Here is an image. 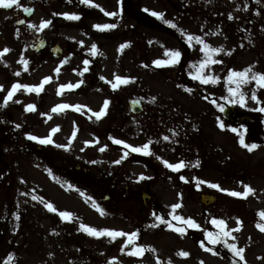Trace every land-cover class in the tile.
Instances as JSON below:
<instances>
[{
    "label": "rangeland",
    "instance_id": "374dc122",
    "mask_svg": "<svg viewBox=\"0 0 264 264\" xmlns=\"http://www.w3.org/2000/svg\"><path fill=\"white\" fill-rule=\"evenodd\" d=\"M18 4L9 10L0 7V52L10 49L0 58L4 86L0 90V264H6L10 255V264H157V258L161 264L169 260L172 264H264V231L256 226V214L264 212V143L248 137L245 127L247 122L262 127L264 112L259 109L264 107V88L255 82L243 85L244 106L223 99L229 97L228 88L235 87L226 81L230 69L254 65V71L264 72V0H93L104 11L81 0H18ZM24 8L34 9L30 17L23 14ZM153 12H162L163 19ZM63 13H75L80 19H67ZM22 19L24 23L18 25ZM44 20L51 24L41 28ZM98 24L116 27L100 30L94 27ZM187 35L201 36L224 49L214 56L222 63L205 69V74L220 78L217 83L192 79L193 65L204 53L201 45L189 43ZM40 38L48 45L35 52L31 45ZM56 43L63 49L61 58L52 54ZM169 49L179 50V62L155 64L169 58L165 55ZM21 58L28 61L27 68ZM116 75L130 82L114 90ZM45 77L51 80L39 93L21 88L5 105L13 84L38 87ZM69 84L79 86L61 88ZM253 89L259 103L251 99ZM133 98L142 102L140 113L129 108ZM105 100L109 106L97 119L94 113ZM57 105L72 107L52 111ZM217 105L223 109L232 105L234 119ZM53 128L58 130L53 133ZM241 134L245 143L259 147L250 152L241 146ZM29 135L51 136L53 142L41 144ZM110 137L134 147L152 140L155 155L132 152ZM157 156L173 164L183 160L186 166L173 171ZM197 180L220 188L209 183L197 187ZM245 184L254 194L235 197L220 190L244 192ZM143 192L150 195L147 202ZM117 193L134 202L137 211L108 209ZM34 195L42 200H33ZM201 195L215 200L205 204ZM49 202L57 212L45 207ZM176 203L182 207L175 214L191 217L199 228L172 220L169 213ZM59 211L73 217L62 220ZM153 213L185 227V233L169 229ZM236 218L242 223L238 225ZM213 219L224 220L227 230H232L235 240L225 239L244 249V260L223 241L207 240L205 231H220ZM82 223L138 232V236L133 243L127 236H91L81 229ZM201 241L216 254L202 248ZM134 246L145 248L142 256L128 254ZM181 251L189 256L179 255Z\"/></svg>",
    "mask_w": 264,
    "mask_h": 264
},
{
    "label": "snow or ice",
    "instance_id": "6c2138e0",
    "mask_svg": "<svg viewBox=\"0 0 264 264\" xmlns=\"http://www.w3.org/2000/svg\"><path fill=\"white\" fill-rule=\"evenodd\" d=\"M82 3L88 4L89 6H95L97 8H100L101 11H104L103 8H101V6L99 4H93V0H81ZM14 5L19 6L18 4V0H0V7L3 8H12ZM25 12L29 11V9L24 8L23 9ZM147 10V9H146ZM106 15L109 16H115L117 15V13L115 12H105ZM63 15L70 20H78L80 19V16L75 14V13H63ZM152 15L157 16L158 18L163 19L164 14L162 12H153ZM232 15L229 14V19H232ZM166 23L170 24L172 27H176L175 24H172L171 21H165ZM19 23H24V21H19ZM51 24L50 20H44L42 22V24L40 25L41 28H45L47 26H49ZM30 27H36L35 25H30ZM94 27H96L97 29L100 30H104V29H110V28H114L116 27L115 24H104V25H95ZM184 30H181V32L183 33ZM186 39L189 41V43H191L192 41H195L197 44L201 45L202 47L200 48V51L204 53V58L202 60H200L197 64H194L193 67L196 69V71L194 73H192V79L194 80H198L200 81L202 84H209V83H217L219 81V77L214 76V75H210V74H205V69L208 68L210 65L216 64L218 62L222 63V61H217L216 59H214V56L221 52L224 51V49L222 47H213L211 44L206 43L205 40L203 39V37L201 36H195V35H187ZM127 45H121V48L126 47ZM10 51V49L5 48L3 50V52H0V58H2L3 54ZM97 51L96 49V45L93 44L92 45V52L93 54H95V52ZM229 55L231 54V52L228 53ZM165 55L167 57H169L167 60H156L154 61L155 64L157 65H175L179 62L181 53L179 52V50H174V49H169L166 50ZM21 62L25 65V68H27V64L28 61L24 60L23 58H21ZM89 63V61L85 60L84 64L87 65ZM254 65H249L248 67L244 68L243 70H235V69H230L228 72V75L226 77V81L229 85H235V87H229L228 88V93H229V97H231V99L229 97H223V99L228 100L229 103H239L240 105L244 106L246 104V94L243 91V85H247L250 84L252 82H255V84L257 85L258 88H264V72H259V71H254ZM59 68L55 69V71L58 73L59 72ZM84 71H88L87 67H85ZM82 74V73H81ZM16 75H19V73H16ZM51 77H45L44 81L38 86H29V85H21L19 83L13 84L12 88L8 91L7 96L5 97V105L7 104V102L9 100H11L14 96V94L16 93V91H18L21 88H24L28 91H36L37 93H39V91L42 90L43 86H44V82L50 81ZM130 82V78L128 77H121L119 75L115 76V83H112V87L113 89H117L121 84H127ZM79 85H61V88H72V87H77ZM3 85H0V90H3ZM187 91H191V89H186ZM205 99H207V97H205ZM251 99L254 101H257L258 103L259 98L256 94V89L252 90L251 93ZM110 101L105 100L103 107L101 108V110L99 112H95L94 115L96 116L97 119H99L102 115L105 114L106 109L109 106ZM213 103L215 104L216 102L213 101ZM34 105H28L27 109L28 110H34ZM68 107H72L70 105H57L55 106L52 111H57L58 109H63V108H68ZM217 107L220 108L221 111H223V106L222 105H217ZM77 110H79V108H77ZM259 111L264 112V107H261L259 109ZM16 127H20L19 125H16ZM221 128H224L225 125L223 123L220 124ZM58 130V128H53L51 131L54 133ZM232 131H237L236 129H232ZM175 134V133H174ZM75 136V133H73V137ZM29 139L32 140H38L39 143L41 144H48V143H52V139L51 136L46 137V138H40V137H36V136H32L29 135L28 137ZM110 139L113 140V142L115 144L118 145H123L126 148H130L132 152L135 153H140L143 155H155L154 152H152L150 145L153 143L152 140H149L147 143L143 144L142 146H138V147H134L130 144H127L126 141L124 140H120V139H116L113 137H110ZM164 140H168L169 137L168 136H164L163 137ZM241 146H243L244 148H246L248 151H252L253 149L259 147V145L257 144H248L245 143L244 140V136L243 134L240 135V140H239ZM86 143H91V142H86ZM58 147H67L66 145H58ZM107 146H104L100 149V151H104L105 148ZM125 154V158H126ZM157 159L161 160L162 163L169 169H172L173 171H179L180 169L184 168L186 166L185 161L181 160L178 163H169L167 160H164L162 157L157 156ZM115 163H120V160L115 161ZM196 167L199 166V161L196 162V164L194 165ZM144 177L141 176V179H143ZM182 180H186L185 177L181 176L180 177ZM187 182V181H186ZM202 183H209V186L212 188H220V186L218 184L215 183H210V182H206V181H202V180H197L196 186L199 187L200 184ZM68 187L71 189V185H68ZM244 192H239V191H233V190H228V189H220L221 191H225L228 192L230 195L235 196V197H247V195L249 194H254V189L245 184L244 185ZM33 200H37V199H41L42 197H37V196H33L32 197ZM45 207L52 212H57L58 209L51 203H46ZM98 207V206H97ZM182 205L181 203H176L173 204L171 206L172 208V213H169V215L172 216V220L174 221H181L183 222L184 225H186L188 228H199L200 225L197 224L195 222V220H193L191 217L185 218L181 215H177L175 214L176 209L181 208ZM98 210L101 211V214L103 213V210H100L98 207ZM153 215H156L155 213H153ZM260 215L262 217H264V212L260 213ZM59 216L61 217L62 220H71V218L73 217V213L68 212V211H59ZM17 219H19V216L17 215ZM156 219L159 220L161 223L166 224L167 227L169 229H174L176 232L180 233L181 235H183L186 231L185 227H176L172 221H167L164 220L163 217L156 215ZM237 219V224H241L242 222L239 220V218ZM212 223L214 225H216L220 231L219 232H209V231H205L204 235L207 238V240L211 243V244H220L222 241L224 243V245L234 253V255L239 256L240 260H244V256H243V252L244 249L243 248H237L235 244H229L227 242V239H225L226 237H231L233 240H235V237L232 236V230H227V226L224 220H217V219H213ZM261 231H264V223H257L256 225ZM81 229L83 231H85L87 234L91 235V236H104L107 235L113 239H115L116 237L119 236H127L128 237V243H133L134 239L138 236V232H132V233H125L123 231H117L114 229H97L95 227H92L90 225L87 224H81L80 225ZM153 227H158V225H153ZM236 231L239 230V228L235 229ZM200 246L202 248H205L206 251L209 252H213V254H216L215 251L212 248H207L204 245V242L201 241L200 242ZM149 251H155L154 249H148ZM123 251V249H122ZM145 251L144 247H137L134 246L133 250L131 252H129V255H134V256H142L143 253ZM179 255L183 256V257H187L189 256V253L186 251H181L178 253ZM13 257L10 255L8 258V261H6V264H10V262L12 261ZM157 264H161L159 258H157ZM168 264H172L171 260L168 261Z\"/></svg>",
    "mask_w": 264,
    "mask_h": 264
},
{
    "label": "water",
    "instance_id": "95a60500",
    "mask_svg": "<svg viewBox=\"0 0 264 264\" xmlns=\"http://www.w3.org/2000/svg\"><path fill=\"white\" fill-rule=\"evenodd\" d=\"M32 12H33L32 8H30L29 11H27V12L24 11L26 16H30ZM44 46H45V41L39 40L38 43L34 46V50L38 51V50L42 49ZM52 52H53V55L55 57H60L62 55V48L60 47V45H55L52 48ZM129 106L134 113H139L143 109L142 104L138 99L130 100ZM233 111H234L233 106L228 105L224 110V115L232 118L233 117ZM142 196H143L144 202H147L149 197H150V195L147 192H143ZM201 199L205 204H210L215 200V197L210 196V195H201Z\"/></svg>",
    "mask_w": 264,
    "mask_h": 264
},
{
    "label": "trees",
    "instance_id": "16d2710c",
    "mask_svg": "<svg viewBox=\"0 0 264 264\" xmlns=\"http://www.w3.org/2000/svg\"><path fill=\"white\" fill-rule=\"evenodd\" d=\"M262 127L256 128L253 124L247 122L246 127V133L248 137L252 138L253 140L260 141L264 143V119L262 121ZM254 127H253V126ZM236 202V201H235ZM256 216L258 217V223H264L263 217L260 215V213H257ZM241 262H239L240 264Z\"/></svg>",
    "mask_w": 264,
    "mask_h": 264
},
{
    "label": "bare ground",
    "instance_id": "6f19581e",
    "mask_svg": "<svg viewBox=\"0 0 264 264\" xmlns=\"http://www.w3.org/2000/svg\"><path fill=\"white\" fill-rule=\"evenodd\" d=\"M104 189L106 190L107 187H104ZM96 190L97 192L99 190L102 191V189L98 188H96ZM115 207H126L127 209L131 210V212H136L138 209L137 205L134 202L127 200L125 197L122 196L121 193L113 194L112 205L110 207L108 206L107 208L113 210Z\"/></svg>",
    "mask_w": 264,
    "mask_h": 264
},
{
    "label": "flooded vegetation",
    "instance_id": "af4514ba",
    "mask_svg": "<svg viewBox=\"0 0 264 264\" xmlns=\"http://www.w3.org/2000/svg\"><path fill=\"white\" fill-rule=\"evenodd\" d=\"M47 45H48V42H47V40H46V45H45V47H44L41 51H38V52H43L44 50H46ZM31 48H32V45H31Z\"/></svg>",
    "mask_w": 264,
    "mask_h": 264
}]
</instances>
